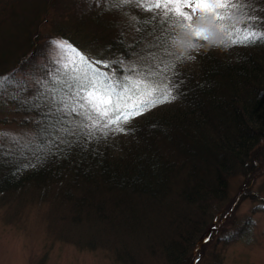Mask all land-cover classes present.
I'll return each mask as SVG.
<instances>
[{
	"label": "trees",
	"instance_id": "trees-1",
	"mask_svg": "<svg viewBox=\"0 0 264 264\" xmlns=\"http://www.w3.org/2000/svg\"><path fill=\"white\" fill-rule=\"evenodd\" d=\"M14 1L5 5L0 21L2 27L4 19L13 17L15 10L22 11L13 30L6 28L2 35L0 77L8 75L13 83L0 92V100L4 105L18 104L16 113L23 109L35 115L36 122L28 118L24 121L23 131L31 129L34 139L26 146L18 145L17 150L18 142L8 148L0 137V194H13L27 185L59 186L62 200L73 204L71 221L78 223L85 212L94 214L102 219L97 229L101 236L114 231L117 221L112 216L124 214V225H128L137 222L135 215L142 211L145 218L138 223L150 233L147 237H161L157 238L161 247L157 251L165 263L189 264L198 245L214 236L209 232L222 212L229 210V180L243 177L247 184L256 172V154L264 142V43L227 46V51L202 49L192 53L195 59L182 58L176 62L175 74H170L177 96L173 113L167 110L136 121L126 129V137L113 131L106 136L97 132L93 139L82 136L70 148L60 145L38 160L33 146L51 143L41 133L48 132L54 122L49 116L56 106L48 96L54 86L53 76L42 86L44 90L33 94H29L23 80L56 74L52 73L53 65L48 69L38 62L41 44L51 46L53 40H71V45L83 53L93 48V57L108 60L117 75L123 72L121 64L131 63L137 54H142L137 60L144 68H155L164 50L150 45L161 34L153 30L159 29L162 17L131 3L120 7L116 0H101L87 13L82 11L83 0ZM19 5L20 10L14 8ZM53 9L57 10L54 18ZM216 14L222 15L217 10L208 17ZM195 17L186 23L201 25L197 14ZM50 24L52 33H46ZM214 27L224 39L227 27L222 22ZM181 31L188 29L176 26L172 34L177 36ZM20 48L24 50L18 51ZM192 60L198 65L195 73L183 69ZM21 99L26 100L24 105ZM29 164L32 166H25ZM92 198L96 199L94 204ZM113 199L115 205H110ZM156 209L163 223L161 234L155 231L160 223L144 213ZM209 215V222H204ZM108 218L112 220L110 226ZM219 233L228 236L227 242L243 241L244 237L241 231L226 235L220 229ZM135 236L133 239L139 238ZM125 255L128 264H136L134 252Z\"/></svg>",
	"mask_w": 264,
	"mask_h": 264
},
{
	"label": "rangeland",
	"instance_id": "rangeland-1",
	"mask_svg": "<svg viewBox=\"0 0 264 264\" xmlns=\"http://www.w3.org/2000/svg\"><path fill=\"white\" fill-rule=\"evenodd\" d=\"M23 1H19V3ZM100 2L101 0H83L82 11L84 13L92 11L94 6L99 5ZM190 2L194 3V0H190ZM209 2L213 3L214 0H209ZM228 2L236 3L237 0H228ZM262 2L264 0H240V4L243 5L240 7V11L229 10L227 18L224 20L215 21L214 18H209L208 15L199 12L196 13L197 20L201 25L208 20H212L214 26L218 22H222L228 32H231L234 28L246 26V21L241 20L244 13L264 21ZM13 3H15L13 0H0V21L4 15L5 5ZM132 5L136 4L131 3ZM14 8L20 10L21 5ZM61 9H64L63 5ZM132 10L136 11L134 7ZM218 11L223 15L221 10ZM21 12L15 10L14 16L4 19L2 27L0 25V46H3L4 43L2 35L5 29L13 30ZM56 12V9L52 10V18ZM129 21H134V19H129L127 24ZM261 27L264 28V24H261ZM51 28L52 24L48 25L46 33H52ZM41 46L43 49L38 62L46 65L48 69L53 65L52 73L56 74L39 76L37 80H23L29 94L41 89L48 82L49 76H53L52 82H55L61 67H68L74 59L70 52L63 53L54 44L48 46L43 43ZM227 49L229 50L228 47ZM21 50L24 49L20 48L18 51ZM85 51L87 56H95V49L86 48ZM137 55L131 63L121 64L124 73L144 68V64H139L137 60L142 54ZM148 66L146 65V67ZM183 69L195 73L198 65L195 60H192L184 65ZM47 87L50 88L51 85L49 84ZM42 89L44 90V87ZM48 96L52 99L51 91H48ZM176 100L152 108L143 115L132 119L123 125L124 132H113L118 133L120 137H126V129L132 127L136 121L167 110H171L169 112L171 113L177 108ZM20 101L23 105L26 103L24 99ZM17 106L16 103L4 105L0 100V137L6 143L5 147L8 148L12 147L11 144L18 142L15 150L18 149V145L26 146L34 139L31 129L27 133L23 131L24 121L28 118L31 123L36 122L35 115L25 113L23 109L19 111L21 113H16ZM49 119L53 120L55 117L51 114ZM255 167L256 172L251 179L247 180V184L243 177H234L229 180L230 199L228 205L231 211L222 212L218 222L209 232L214 236L207 243L201 242L198 245L188 260L189 264H264V142L256 154ZM31 186L27 185L13 194H0V264H128L125 252H134L136 264H166L161 252L157 251V249L161 250L157 240L161 237H147L150 233L144 232L142 230L144 224L139 225L138 223L143 217L142 211L135 215L134 221L137 220V222H128V225L126 223L124 225V214L112 216V220L117 221L114 224V231L101 236L100 233H97V229L102 226L99 224L102 223V219L94 217V214L85 212L82 222L71 221L73 204L62 200V189L59 186H56V190L53 188L54 185H49L46 188H40L37 185H33L35 188H31ZM95 200L92 198L91 202L94 204ZM114 201L113 199V203L110 205H115ZM144 213L149 214L146 215L147 218L154 217L156 224L160 223L155 231L161 234L163 223L158 216L160 210L156 209L154 213L147 210ZM211 215L206 217L204 222H209ZM193 216L196 215L193 214ZM112 220L108 218L107 225H112ZM166 220L168 223V217ZM220 229H223L226 235L241 231L244 236L243 241H225L228 236L223 237L221 233L218 234ZM136 230L138 231L135 233ZM134 234L139 238L133 239L136 237ZM219 241V245L215 244Z\"/></svg>",
	"mask_w": 264,
	"mask_h": 264
},
{
	"label": "snow or ice",
	"instance_id": "snow-or-ice-1",
	"mask_svg": "<svg viewBox=\"0 0 264 264\" xmlns=\"http://www.w3.org/2000/svg\"><path fill=\"white\" fill-rule=\"evenodd\" d=\"M116 3L120 7L135 3L145 11L153 12L154 16L162 17L159 29L153 30V33L159 31L161 34L150 47L163 49L164 57L155 68L145 67L117 75L108 60L89 57L66 40H53L54 45L63 53L70 52L74 59L68 67H61L50 90L52 102L56 106L53 113L55 119L49 131L42 132L41 136H46L51 143L33 146V154L38 160L44 153H50L60 145L70 148L82 136L93 139L97 132L105 136L109 131L124 132L123 125L132 119L176 100L177 96L173 94L176 85L171 84L170 74H175L176 62L182 58L174 51L176 36L172 34L173 29L180 26L192 32L195 27L186 22H193L197 12L208 15L221 10L223 15L214 16L215 21H220L227 18L229 10H239L243 6L240 0L236 3L228 0H217L215 3L209 0H194V3L190 0H116ZM241 20L246 21V26L226 32L223 44L228 47H248L257 42L264 43V28L261 27L264 21L247 13L242 14ZM221 31L224 29L221 28ZM195 35L201 38L205 33L199 30ZM12 83V77H0V92ZM71 137H75V140Z\"/></svg>",
	"mask_w": 264,
	"mask_h": 264
},
{
	"label": "clouds",
	"instance_id": "clouds-1",
	"mask_svg": "<svg viewBox=\"0 0 264 264\" xmlns=\"http://www.w3.org/2000/svg\"><path fill=\"white\" fill-rule=\"evenodd\" d=\"M203 30L205 35L197 38L196 31ZM175 49L178 57L188 59L192 53H199L202 49L209 51L212 49H222L227 51V46L223 44V38L213 26L211 20L206 21L202 25H198L192 32L181 31L176 36Z\"/></svg>",
	"mask_w": 264,
	"mask_h": 264
},
{
	"label": "water",
	"instance_id": "water-1",
	"mask_svg": "<svg viewBox=\"0 0 264 264\" xmlns=\"http://www.w3.org/2000/svg\"><path fill=\"white\" fill-rule=\"evenodd\" d=\"M206 240V239H205ZM205 240L203 242H205Z\"/></svg>",
	"mask_w": 264,
	"mask_h": 264
}]
</instances>
